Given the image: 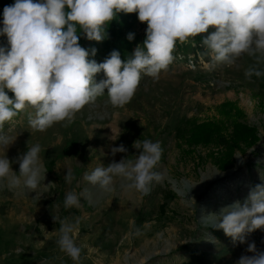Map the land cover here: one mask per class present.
I'll return each mask as SVG.
<instances>
[{
	"label": "rangeland",
	"instance_id": "obj_1",
	"mask_svg": "<svg viewBox=\"0 0 264 264\" xmlns=\"http://www.w3.org/2000/svg\"><path fill=\"white\" fill-rule=\"evenodd\" d=\"M136 29L146 35L147 27ZM215 31L210 27L195 37V46L191 38L189 43L177 42L167 71L158 80L142 75L135 96L123 107L113 106L105 89L68 127L57 123L43 132L32 129L31 108L5 123L0 134L16 140L6 152L0 149V157L15 161L39 143L46 171L43 183L53 185L39 188L37 195L0 182V264H74L57 245L65 217L82 218L76 233L77 244L85 246L81 264H188L192 253L199 257L195 264H236L241 255H250L247 243H234L222 229L208 225L211 221H201L236 201L243 203L251 188L264 184V76L245 78V70L255 63L247 55L232 66L214 64L201 42ZM259 68L264 70V63ZM105 78L102 72L94 77L96 82ZM227 101L243 111L242 122L255 127L261 140L245 154L237 152L234 167L223 171L208 154L213 151L220 157L224 148H189L184 132L192 120L200 124L218 118L217 107ZM145 139L159 142L163 149L156 169L163 179L150 194L122 189L119 180L115 192H103L83 179L96 167L134 160L140 152L134 144ZM121 144L127 152L113 156L111 149ZM12 168L19 173L18 163ZM68 169L77 178L70 184L64 180ZM215 174L219 178L206 186ZM84 189L88 192L83 207L66 209V193ZM164 203L167 207L161 211ZM133 226L142 234L130 235ZM247 240L264 251V230H256Z\"/></svg>",
	"mask_w": 264,
	"mask_h": 264
},
{
	"label": "clouds",
	"instance_id": "obj_2",
	"mask_svg": "<svg viewBox=\"0 0 264 264\" xmlns=\"http://www.w3.org/2000/svg\"><path fill=\"white\" fill-rule=\"evenodd\" d=\"M120 12L138 13V20L147 24L146 39L124 61L113 50L104 62L97 63L80 45L78 30L89 41L101 42L106 37V25ZM210 27L216 31L203 38L201 46L209 51L214 64L232 66L247 55L255 58V63L245 70V78L264 76L259 68L264 63V0H15L4 8L0 28V36H6L10 46L0 47V133L6 122L26 108L34 110L29 126L36 131H46L57 123L68 127L77 113L105 94V89L113 106H125L135 96L142 75L158 80L167 71L175 60L177 42L189 43L191 38L195 46L194 38ZM134 37V33L127 35L129 41ZM95 54L96 49H91V55ZM101 72L106 78L96 82L94 77ZM15 140L0 134V149L6 152ZM134 147L140 150L134 160L96 167L84 173L83 179L103 192H115L119 180L122 189L150 194L153 185L163 179L156 170L163 149L159 142L148 139L137 141ZM41 151L42 146L36 143L15 161L6 155L0 157V182H6L9 189L37 195L39 188L53 185L43 183L46 171ZM111 152L115 156L127 149L121 144ZM12 163L19 164L18 174ZM76 179L68 169L65 182ZM87 192L69 191L64 207L82 208ZM81 220H60L57 245L74 264H81L85 247L76 242ZM201 221H211L208 225L222 229L234 243H247L250 255H241L236 264H264V251L247 240L256 230H264V184L251 188L243 203L236 201ZM133 227L130 235L142 234Z\"/></svg>",
	"mask_w": 264,
	"mask_h": 264
},
{
	"label": "trees",
	"instance_id": "obj_3",
	"mask_svg": "<svg viewBox=\"0 0 264 264\" xmlns=\"http://www.w3.org/2000/svg\"><path fill=\"white\" fill-rule=\"evenodd\" d=\"M14 3L15 0H0V14L3 13L6 6L13 5ZM137 25L143 28L147 27L146 23H141L138 20V13L126 14L120 12L106 25V37L104 40L101 42L93 41V45L87 46V43L90 41L86 38L87 42L86 40L82 42L83 33L78 30V35L80 36L79 43L83 48L89 50V58L94 59L97 63L104 62L113 50L118 51L122 61H124L132 55L137 45L142 46L146 39V35H141L136 29ZM128 33L135 34L132 41L127 39ZM0 47H10L6 36H0ZM93 48L96 49L95 56L91 55V49ZM216 110L218 118L204 121L200 124L192 120L186 127L184 137L189 148L197 146L224 148L222 156L218 157L219 154L213 151H209L208 156H210L211 160L217 161L218 169L227 171L234 167L237 152L242 155L245 154L247 150L255 147L261 139L255 127L242 122L244 113L236 104L227 101L220 104ZM228 126L231 129H228ZM187 152H190V150ZM166 207L167 204L164 203L161 205L160 210L164 211ZM191 258L192 261L188 264L198 263L199 257L197 253H192Z\"/></svg>",
	"mask_w": 264,
	"mask_h": 264
},
{
	"label": "bare ground",
	"instance_id": "obj_4",
	"mask_svg": "<svg viewBox=\"0 0 264 264\" xmlns=\"http://www.w3.org/2000/svg\"><path fill=\"white\" fill-rule=\"evenodd\" d=\"M241 161V160H240ZM242 162V161H241ZM240 163V162H239ZM239 165V164H238ZM219 176H220V174H215V175H213V177L211 178V179H208V182H206L205 183V185L207 186L210 182H212V181H214L215 179H217V178H219ZM205 188V187H204ZM203 187H202V189H204ZM201 189H199V191H200ZM201 192V191H200Z\"/></svg>",
	"mask_w": 264,
	"mask_h": 264
}]
</instances>
